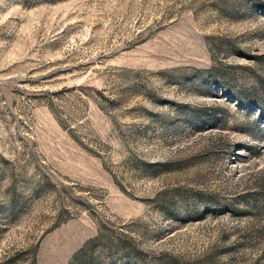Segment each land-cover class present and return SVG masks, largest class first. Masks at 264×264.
Here are the masks:
<instances>
[{
  "label": "rangeland",
  "instance_id": "obj_1",
  "mask_svg": "<svg viewBox=\"0 0 264 264\" xmlns=\"http://www.w3.org/2000/svg\"><path fill=\"white\" fill-rule=\"evenodd\" d=\"M0 264H264V0H0Z\"/></svg>",
  "mask_w": 264,
  "mask_h": 264
}]
</instances>
